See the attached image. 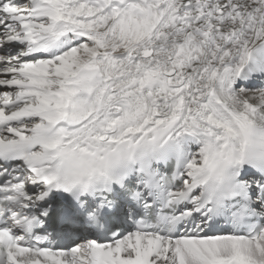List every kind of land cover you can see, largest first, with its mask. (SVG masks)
Masks as SVG:
<instances>
[{
  "label": "snow or ice",
  "instance_id": "obj_1",
  "mask_svg": "<svg viewBox=\"0 0 264 264\" xmlns=\"http://www.w3.org/2000/svg\"><path fill=\"white\" fill-rule=\"evenodd\" d=\"M0 264H264V0H0Z\"/></svg>",
  "mask_w": 264,
  "mask_h": 264
}]
</instances>
